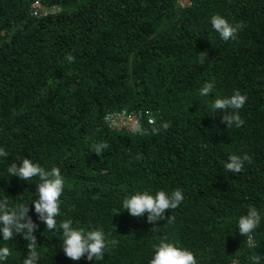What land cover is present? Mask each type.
I'll return each mask as SVG.
<instances>
[{"label": "trees", "instance_id": "1", "mask_svg": "<svg viewBox=\"0 0 264 264\" xmlns=\"http://www.w3.org/2000/svg\"><path fill=\"white\" fill-rule=\"evenodd\" d=\"M35 2L59 13L35 17ZM215 15L234 39L213 30ZM235 91L244 123L227 127L210 105ZM114 113L137 129L106 126ZM0 149V201L28 208L38 264L93 262L67 258L62 232L38 219V179L7 173L23 158L65 178L58 224L119 242L95 264H149L161 240L196 264H264V0H0ZM232 156L248 157L241 173L227 170ZM158 190L184 195L164 220L124 213L125 198ZM249 211L260 218L251 241L237 230ZM31 243L11 238L5 264H23Z\"/></svg>", "mask_w": 264, "mask_h": 264}, {"label": "clouds", "instance_id": "2", "mask_svg": "<svg viewBox=\"0 0 264 264\" xmlns=\"http://www.w3.org/2000/svg\"><path fill=\"white\" fill-rule=\"evenodd\" d=\"M211 26L224 41L234 39L238 31L236 26L231 25L226 18L220 15L211 18ZM213 89V83H205L199 89V94L202 97H208ZM246 100L245 95L235 91L230 97L215 99L210 107L224 113L223 122L227 124V127L230 125L240 127L244 121L240 119L235 110L242 108ZM227 109L234 110L233 114L228 115L225 111ZM164 127L166 128L167 125L165 124ZM107 147V144H97L94 153L99 155ZM0 153H3L2 149H0ZM3 155L6 156L7 153H3ZM247 159V156L243 158L232 156L229 158L226 168L230 173H241L244 161ZM7 173L11 178L15 177L19 181L29 182L33 178L38 179V183H36L38 199L32 200L35 213L38 219L46 225L48 231L62 232V251L70 260L75 262L84 258L95 264L97 261L104 260L105 252L119 243L117 240L111 239L110 234H106L101 229L86 231L83 228H75L72 226L71 220L57 223V217L60 214V197L65 187V178L58 167L46 169L40 163L23 158L19 164L11 163L7 168ZM183 200L184 195L180 190L172 192L158 190L155 193L143 191L125 198L122 201V208L125 210L124 213L126 212L132 217L143 218L147 214V221L155 223L165 219V210L177 208ZM27 213L28 208L9 211L6 201H0V238H2L0 239V264H5L10 255L7 242L22 232L25 239L32 241L23 259V264H38L39 254L36 250L37 244L34 235L38 226L32 222L31 218H27V222H25ZM259 223L260 218L255 211H249L247 215L240 216L237 221L239 235L251 241ZM252 259L255 260L256 257H252ZM149 264H196V258L187 249L161 240L158 245L154 246Z\"/></svg>", "mask_w": 264, "mask_h": 264}, {"label": "built area", "instance_id": "3", "mask_svg": "<svg viewBox=\"0 0 264 264\" xmlns=\"http://www.w3.org/2000/svg\"><path fill=\"white\" fill-rule=\"evenodd\" d=\"M182 5H189L183 2ZM32 15L35 17H48L59 13V9L56 7H42L39 2H35L31 6ZM105 125L113 130H128L135 131L137 129V118L133 115H127L125 113H114L107 115L105 118Z\"/></svg>", "mask_w": 264, "mask_h": 264}]
</instances>
